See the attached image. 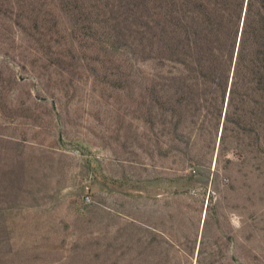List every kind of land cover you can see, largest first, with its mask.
I'll return each mask as SVG.
<instances>
[{"label":"rangeland","instance_id":"374dc122","mask_svg":"<svg viewBox=\"0 0 264 264\" xmlns=\"http://www.w3.org/2000/svg\"><path fill=\"white\" fill-rule=\"evenodd\" d=\"M131 12L0 0V264H264V138L174 139Z\"/></svg>","mask_w":264,"mask_h":264},{"label":"trees","instance_id":"16d2710c","mask_svg":"<svg viewBox=\"0 0 264 264\" xmlns=\"http://www.w3.org/2000/svg\"><path fill=\"white\" fill-rule=\"evenodd\" d=\"M151 63L149 98L169 133L264 138V0H117ZM108 3V2H107ZM232 127H231V126ZM258 146V145H256Z\"/></svg>","mask_w":264,"mask_h":264},{"label":"built area","instance_id":"2783aa9c","mask_svg":"<svg viewBox=\"0 0 264 264\" xmlns=\"http://www.w3.org/2000/svg\"><path fill=\"white\" fill-rule=\"evenodd\" d=\"M82 199H83V202H84V203H89V202H91V197H90L88 194H85V195L82 197Z\"/></svg>","mask_w":264,"mask_h":264},{"label":"crops","instance_id":"0c3cea01","mask_svg":"<svg viewBox=\"0 0 264 264\" xmlns=\"http://www.w3.org/2000/svg\"><path fill=\"white\" fill-rule=\"evenodd\" d=\"M92 187H93V186H92ZM92 187H88V188H86V189H89V188L91 189Z\"/></svg>","mask_w":264,"mask_h":264},{"label":"water","instance_id":"95a60500","mask_svg":"<svg viewBox=\"0 0 264 264\" xmlns=\"http://www.w3.org/2000/svg\"><path fill=\"white\" fill-rule=\"evenodd\" d=\"M220 131H221V128H220V130H219V134H220Z\"/></svg>","mask_w":264,"mask_h":264}]
</instances>
